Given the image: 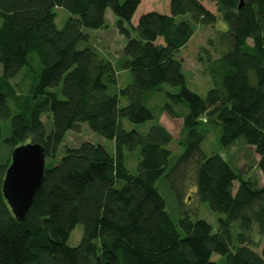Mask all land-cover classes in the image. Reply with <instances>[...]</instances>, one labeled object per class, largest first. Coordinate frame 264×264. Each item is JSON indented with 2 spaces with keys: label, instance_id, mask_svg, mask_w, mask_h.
Masks as SVG:
<instances>
[{
  "label": "trees",
  "instance_id": "trees-1",
  "mask_svg": "<svg viewBox=\"0 0 264 264\" xmlns=\"http://www.w3.org/2000/svg\"><path fill=\"white\" fill-rule=\"evenodd\" d=\"M167 1L168 13L146 12L134 25L141 0H0V118L10 119L5 140L10 154L34 143L42 146L45 160L55 158L66 133L78 132L81 124L113 142L112 154L83 142L65 148L55 165L45 163L43 181L21 222L1 192L7 157L0 165V264H220L212 259L216 255L223 264H264V244L253 239L254 232L264 236V186H255L219 154L206 155L199 130L212 122L220 128L223 147L242 141L252 148L264 177V0H243L240 9L239 0ZM205 3L213 4L216 14ZM55 8L70 15L60 29ZM107 10L125 39L122 68L131 82L123 88L117 87L113 64L88 45L84 32L106 28ZM217 19L227 29L208 41L212 52L199 51L197 61L212 85L201 97L186 87L175 53L189 42L195 26L213 27ZM31 55L41 66L37 82L29 95L18 96L10 79L30 66ZM58 87L61 98L49 90ZM112 87L116 90L110 93ZM156 92L166 99L161 112L181 120L184 150L171 167L166 147L172 135L145 105ZM179 106L187 112H177ZM43 115L50 121L48 133ZM123 120L155 123L142 134L126 131ZM137 149V173L132 175L125 153ZM190 166L197 199L221 217L214 227L181 212L180 233L156 181L164 176L180 201ZM78 224L82 236L71 247L67 241Z\"/></svg>",
  "mask_w": 264,
  "mask_h": 264
},
{
  "label": "rangeland",
  "instance_id": "rangeland-1",
  "mask_svg": "<svg viewBox=\"0 0 264 264\" xmlns=\"http://www.w3.org/2000/svg\"><path fill=\"white\" fill-rule=\"evenodd\" d=\"M124 1V0H119ZM208 10L216 14L215 7L213 4L205 3L204 4ZM156 11L159 13H168V1L167 0H141L140 5L138 6L133 18L132 24H136L137 19L141 14L146 12ZM54 13L55 26L57 29L62 28L68 17L69 13L61 8H55ZM177 20H185L184 17H179ZM116 18L110 10H107L105 24L106 28L100 30H84L88 35V45L93 47L104 59L110 61L117 74V87L123 88L131 82L130 73L122 68V63L125 58L122 54V49L125 44V39L120 35L116 28ZM227 29V26L220 19H217V22L213 27H203L195 26L194 34L190 38L189 42L185 47L181 48L175 53V58L182 61V69L185 77L186 87L198 94L201 97H204L207 90L212 87L211 81L208 76L205 74L204 66L202 63L197 61L199 51L204 48L212 50L208 46L209 40H214L217 32H222ZM131 37H134V32L129 28ZM212 59L215 58L214 53L211 56ZM31 64L29 67L25 66L21 69L18 75L10 79V84L15 90V94L18 96H26L30 94L32 87L37 82V76L40 72L41 66L38 63L37 58L34 55H31ZM33 63V64H32ZM1 73V66H0ZM164 89L173 94L177 93V87H168L164 86ZM53 92H56L58 97L61 98L60 89L54 88L49 89ZM116 90L115 87L110 89V93H113ZM166 102L163 93H152L147 97L145 105L152 112L158 122L161 119V124L166 128L172 135L173 140L166 147L171 155L168 160L169 167L173 166L178 157L182 154L184 148L180 144L179 139H181L180 128L181 120L172 119L167 114H162L161 108ZM125 99H120V106L123 107L126 105ZM7 105L11 111V115L17 113V110L13 106V102L10 98L7 99ZM177 112L185 114L187 112L186 108L179 106L175 109ZM43 121L44 128L46 133L50 130V121L46 115L41 117ZM155 123L154 121H148L141 125H135L130 123L127 120H123V128L126 131L135 130L142 134L146 133L147 130ZM0 165L5 162L7 157L10 155V148L5 144V140L10 136V119H1L0 118ZM200 132L204 135V140L201 144V150L206 154H219L225 161L228 162L229 166L237 171L242 170L245 176H249L253 184L257 187L264 186V177L261 172L256 167L257 156L253 153L252 148L245 147L242 145V141H238L236 145L232 148H225L219 142L220 128L214 125L212 122L202 123L199 126ZM83 142H90L93 144L101 145L108 154L113 152V142L106 140L97 136L96 134L90 132L84 124L80 125L78 132H67L63 143L59 146L57 150V156L55 158H48L45 160V163L50 165H55L59 158L64 154L65 148H75ZM139 158V150L133 152L125 153V165L130 174L135 175L137 173V163ZM193 169L190 166L186 169L184 173V187L185 193L179 201L176 196V193L171 189L169 182L164 176H161L156 181V188L158 193L163 198L165 202V210L168 213L170 219L175 224L177 229L180 232L179 228V219L181 218V212H186L191 220L202 219L212 224L214 227L217 225V219L221 215L212 213L207 204L200 202L196 195L194 194V183H193ZM236 188L237 183H234ZM120 186V185H119ZM184 192V190H183ZM238 232L237 224L231 225V234L233 237L236 236ZM181 233V232H180ZM253 234V239L258 246L264 244V236L259 238ZM82 236V225L78 224L75 226L71 232L67 244L71 247H74L78 244ZM236 241V240H235ZM234 241V242H235ZM236 244V243H234ZM257 252L260 251V248L256 249ZM213 261H218L220 264L224 263V258L219 259V257L213 256Z\"/></svg>",
  "mask_w": 264,
  "mask_h": 264
},
{
  "label": "water",
  "instance_id": "water-1",
  "mask_svg": "<svg viewBox=\"0 0 264 264\" xmlns=\"http://www.w3.org/2000/svg\"><path fill=\"white\" fill-rule=\"evenodd\" d=\"M243 0H239L240 9ZM45 156L39 144L27 143L14 148L6 168L1 192L14 218L24 220L44 177Z\"/></svg>",
  "mask_w": 264,
  "mask_h": 264
},
{
  "label": "crops",
  "instance_id": "crops-1",
  "mask_svg": "<svg viewBox=\"0 0 264 264\" xmlns=\"http://www.w3.org/2000/svg\"><path fill=\"white\" fill-rule=\"evenodd\" d=\"M106 14H107V11L105 12V18H106ZM162 114H165V113H162ZM160 122H161V119L159 120ZM159 122V123H160ZM161 124V123H160ZM162 125V124H161ZM258 160V157H257V159H256V161Z\"/></svg>",
  "mask_w": 264,
  "mask_h": 264
},
{
  "label": "bare ground",
  "instance_id": "bare-ground-1",
  "mask_svg": "<svg viewBox=\"0 0 264 264\" xmlns=\"http://www.w3.org/2000/svg\"><path fill=\"white\" fill-rule=\"evenodd\" d=\"M239 4V3H238Z\"/></svg>",
  "mask_w": 264,
  "mask_h": 264
}]
</instances>
